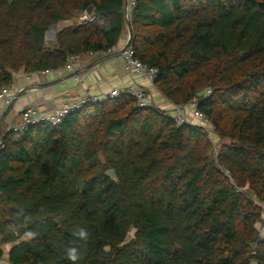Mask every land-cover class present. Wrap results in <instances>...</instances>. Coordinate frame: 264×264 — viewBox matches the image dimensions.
Wrapping results in <instances>:
<instances>
[{"label": "trees", "instance_id": "16d2710c", "mask_svg": "<svg viewBox=\"0 0 264 264\" xmlns=\"http://www.w3.org/2000/svg\"><path fill=\"white\" fill-rule=\"evenodd\" d=\"M125 4L0 0V88L114 49L128 26L134 57L158 69L156 90L174 106L194 102L219 148L204 127L126 92L11 129L0 143V256L13 244L9 264H70L64 249L83 227L78 264H264V0H135L128 19ZM89 9L92 22L59 28ZM21 207L32 242L7 229Z\"/></svg>", "mask_w": 264, "mask_h": 264}, {"label": "crops", "instance_id": "0c3cea01", "mask_svg": "<svg viewBox=\"0 0 264 264\" xmlns=\"http://www.w3.org/2000/svg\"><path fill=\"white\" fill-rule=\"evenodd\" d=\"M129 36L128 26L119 45L111 53L96 52L79 55L77 62L70 68L59 70L26 73L20 71L14 75L13 88L8 91L14 95L11 104L3 106L0 99V143L2 137L11 130L20 120V115L27 108L35 110H53L68 102H77L87 96L101 98L112 89H141L149 99L160 109L174 112V105L168 102L150 83L141 75L130 74L124 61L118 57L117 51ZM79 75L75 79L74 75ZM186 120L194 125H201L206 120L193 115L191 106L182 107ZM261 220H264V204H261ZM259 222L256 226H258ZM13 244L1 245V257L5 264L7 255Z\"/></svg>", "mask_w": 264, "mask_h": 264}, {"label": "built area", "instance_id": "2783aa9c", "mask_svg": "<svg viewBox=\"0 0 264 264\" xmlns=\"http://www.w3.org/2000/svg\"><path fill=\"white\" fill-rule=\"evenodd\" d=\"M134 6H135V0H126L125 15L127 19L129 18L130 13ZM92 21H93V16L87 11H85L76 20L74 21L65 20L61 22L58 26L63 25L64 23H68V25H73V24L79 25V24H86ZM112 51L113 50L111 49L108 50L106 53H111ZM116 51L118 57H120L124 61L125 68L130 74L141 75L150 83H153L154 79L158 74V69L155 67L147 66L146 64L140 62L138 59L134 57V50L130 43V35L125 39L123 45L119 47L118 50ZM78 59H79V55L68 56L66 59L65 67L66 68L72 67L73 63L77 62ZM74 78L78 80L79 75L77 74L74 75ZM13 84L14 82L8 87L0 88V99L2 100L4 107L9 106L14 98L13 94L12 95L8 94V91L13 88ZM121 92H126L134 96V98L137 101V104L141 107L152 106L151 100L146 95V93L141 89H131V88L126 90L112 89L108 94L104 95L101 98H92L85 96L79 99L77 102H68L53 110L42 111V110H35L33 108H27L22 112V114L20 115L19 122L16 124V126L12 128V130L18 135H20L26 130V128L29 125L37 124L40 122L57 124L61 122L66 115L80 109L88 100L98 101L107 98H113V97H117ZM207 93H209V91H207ZM190 106L193 109V115H195L199 119L206 120L201 113L195 110L194 102L191 103ZM174 112L175 113L173 114L172 117L177 125H181L187 121L182 107L174 106ZM223 171L224 174L227 177H229L228 171L225 169ZM237 191H242V190L237 189ZM257 230L259 232L261 239H264V220L259 221ZM0 264H5L1 256H0Z\"/></svg>", "mask_w": 264, "mask_h": 264}, {"label": "clouds", "instance_id": "9594fccd", "mask_svg": "<svg viewBox=\"0 0 264 264\" xmlns=\"http://www.w3.org/2000/svg\"><path fill=\"white\" fill-rule=\"evenodd\" d=\"M38 214L47 216L46 209L43 205L40 206ZM18 222L10 223L7 225L8 231L18 236L25 242H32L38 236V233L33 230L34 225L33 214L27 212L24 208H20L17 213ZM55 222L59 223L63 217L56 216L53 218ZM73 240L65 247L64 254L70 264H78L83 259L81 247L87 244L89 240V232L86 228L78 227L72 232Z\"/></svg>", "mask_w": 264, "mask_h": 264}, {"label": "rangeland", "instance_id": "374dc122", "mask_svg": "<svg viewBox=\"0 0 264 264\" xmlns=\"http://www.w3.org/2000/svg\"><path fill=\"white\" fill-rule=\"evenodd\" d=\"M72 21H74V20H72ZM64 25L66 26V25H68V23H64L63 25H60L59 28H61ZM57 29L58 28H53L50 31H48L47 34H46V39L49 40V41L50 40H54V36H55V33H56ZM169 113L171 114L172 112H169ZM200 124H201L200 126L204 127V129L206 130V133L208 134L210 140L212 141V144L214 145L213 154L215 155V152L218 150L219 145H220V143H218L219 142L218 138L213 133L212 127L210 126L209 122H202ZM133 234H134V230H131L129 232L127 238H126V241H129L133 237Z\"/></svg>", "mask_w": 264, "mask_h": 264}, {"label": "water", "instance_id": "95a60500", "mask_svg": "<svg viewBox=\"0 0 264 264\" xmlns=\"http://www.w3.org/2000/svg\"><path fill=\"white\" fill-rule=\"evenodd\" d=\"M8 1L10 2V0H8ZM87 12L90 13L91 10L89 9ZM128 31H129V35H130V29H129V27H128ZM106 175L109 176L113 180L116 179L115 172L112 169L106 171ZM77 189L80 190V191H82V189H83V183H82L81 180H79L78 183H77ZM258 240H261V237H259ZM107 256H108V254H107Z\"/></svg>", "mask_w": 264, "mask_h": 264}]
</instances>
